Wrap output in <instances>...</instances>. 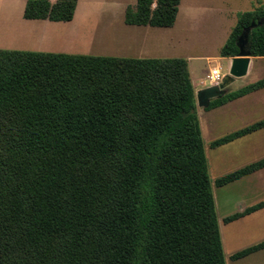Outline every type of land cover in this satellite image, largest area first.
<instances>
[{"label":"trees","instance_id":"1","mask_svg":"<svg viewBox=\"0 0 264 264\" xmlns=\"http://www.w3.org/2000/svg\"><path fill=\"white\" fill-rule=\"evenodd\" d=\"M78 2L28 0L24 19L69 23ZM180 3L137 0L125 22L171 28ZM262 19L263 9L240 14L220 56L237 57ZM251 53L264 58V24ZM261 89L264 79L205 110ZM196 96L185 59L0 50V264H227ZM262 129L264 119L212 147ZM262 169L264 159L215 184Z\"/></svg>","mask_w":264,"mask_h":264},{"label":"rangeland","instance_id":"2","mask_svg":"<svg viewBox=\"0 0 264 264\" xmlns=\"http://www.w3.org/2000/svg\"><path fill=\"white\" fill-rule=\"evenodd\" d=\"M87 7L83 4L76 18L74 17L75 20L70 23L29 21L24 19L23 10L20 11L16 6L12 11H2L0 12V50L116 57L115 52H110L115 48V41L107 36L104 27L106 22L96 24L95 19L102 17L98 11L100 9L91 5L89 7L92 11L89 13L91 9ZM204 39V37L194 38L190 43L193 45L187 47L183 53V56L194 58L192 71L195 79L200 73H208L213 66H221L217 60L207 62L202 59L217 57L219 52L216 44H199ZM221 69L222 75L227 76V69L223 66ZM260 76H264V69L259 70L257 74L255 72L250 80H260ZM204 80L206 86H210V79L205 77ZM243 83L244 80L239 79L236 84L230 86V90L227 89V92L238 90ZM199 88L201 90V86ZM201 111L205 128L202 136L226 262L227 264H264V252L253 258L239 261L232 259L235 253L264 241V212L229 224L225 222L226 218L264 200V172L223 187L215 184L219 178L264 159V132L254 133L218 148L212 147L214 141L225 136L229 131L235 132L263 120L264 111L257 112V109H253L244 117H238L239 114L232 123L209 130L205 124L219 111L212 112L205 109ZM232 233L236 234L234 242L231 241L234 237Z\"/></svg>","mask_w":264,"mask_h":264},{"label":"crops","instance_id":"3","mask_svg":"<svg viewBox=\"0 0 264 264\" xmlns=\"http://www.w3.org/2000/svg\"><path fill=\"white\" fill-rule=\"evenodd\" d=\"M27 2L28 0H0V12L12 11V8L16 6L19 8L20 11L23 10L24 13ZM83 4H86L88 7L94 5L95 7H98L100 9L98 11H100L102 17H98L95 19L96 24H102V22H106L104 27L107 30V36L109 39L115 41V48L111 49L110 52H115L116 57L130 59L187 60L196 94L202 89L212 86V83L210 84V86H206L204 80L205 77H210L209 74L212 70H222L221 68L223 66L227 69L226 75H230L232 61L235 57L224 58L220 56V52L224 45L230 39V36L237 25L239 15L246 12H254L260 9L264 10V0H181L179 12L174 26L171 28H154L150 26H130L126 24V11L128 7L135 8L137 5V0H79L75 13V18L78 10L83 6ZM88 9L91 8L89 7ZM91 11L92 9L89 10V13H91ZM198 37L205 38L199 44L213 43L216 44L219 49L217 57H203L202 59H205L207 62L217 60L221 66H213L208 73H200L195 79L192 71V62L194 58L190 56H183V53L185 52V49H187V47L193 45L190 44L191 40ZM263 69L264 58L252 57L249 65L248 74L243 78H239L241 80H244L242 87H240L239 89L259 81H252L250 80V78L254 75L255 72L257 74L259 70L262 71ZM260 77L261 79H264V76ZM239 79H235L228 86L227 89L230 90V86L232 84H236ZM200 86L201 90L199 88ZM253 109H257V112L264 111V89L248 94L235 101L229 102L228 104L222 107L212 110V112H219L215 113L212 119H208V122L205 124V126L208 130L216 127L219 128L222 125L232 123L233 119L236 118L239 114L240 116L238 117L246 116L248 113H251L250 111ZM201 110L202 108L198 106L200 126L203 135L205 128L204 121L201 118ZM244 128L246 127L240 128L235 132L240 131ZM235 132L229 131L227 134H225V136H228ZM263 132L264 129L254 133L257 134ZM250 135H247L243 138H246ZM261 172H264V169L255 172L251 175L245 176L240 180L246 177H254L256 175L258 176V174H260ZM240 180H237L236 182ZM260 212H264V209L246 217H243L241 219L249 218L250 216H254ZM232 234L234 237L231 241L234 242L236 240V234ZM262 252H264V250H261L240 260L256 257Z\"/></svg>","mask_w":264,"mask_h":264},{"label":"water","instance_id":"4","mask_svg":"<svg viewBox=\"0 0 264 264\" xmlns=\"http://www.w3.org/2000/svg\"><path fill=\"white\" fill-rule=\"evenodd\" d=\"M263 24L264 19L258 22H253L248 28L243 31L236 42L239 49V54L232 61L230 75L225 77L222 83H220L219 85L202 89L197 93V102L200 108H209L212 100L227 94V87L235 79L243 78L248 74L249 65L252 58V32L256 27Z\"/></svg>","mask_w":264,"mask_h":264},{"label":"built area","instance_id":"5","mask_svg":"<svg viewBox=\"0 0 264 264\" xmlns=\"http://www.w3.org/2000/svg\"><path fill=\"white\" fill-rule=\"evenodd\" d=\"M210 83H212V86L219 85L222 83L223 79L225 78L220 69H214L210 73Z\"/></svg>","mask_w":264,"mask_h":264}]
</instances>
